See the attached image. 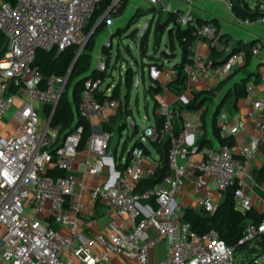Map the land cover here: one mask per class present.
I'll return each instance as SVG.
<instances>
[{
  "label": "built area",
  "instance_id": "built-area-1",
  "mask_svg": "<svg viewBox=\"0 0 264 264\" xmlns=\"http://www.w3.org/2000/svg\"><path fill=\"white\" fill-rule=\"evenodd\" d=\"M99 1L0 0V264H117L119 258V264H264V177L257 181L247 168L257 156L264 164L260 152L264 122H258L259 135L245 146L218 143L198 148L197 115L186 117L179 133L175 130V103L184 105L195 92L211 91L247 57L245 49L223 42L224 30L218 23H198L190 15L199 3L223 2L231 11L232 0H180L189 11L178 14L177 22L192 28L194 38L191 62L184 68L185 91L175 101L167 97L174 73L166 68L157 111L163 123L158 127L154 120L146 125L122 158L110 148L113 131H92L82 146V125H73L69 133L51 125L69 74L44 79L34 65L39 50L83 47L88 40L85 28ZM256 22L264 26V18ZM237 23L254 22L237 19ZM201 40L223 54L220 63L196 50ZM103 47L111 50L113 39ZM259 50L254 45L252 55ZM164 64L169 65L168 60ZM107 67L101 60L96 69ZM259 78L264 82V74ZM103 83L89 78L80 94L78 115L91 124H108L122 110L121 99L112 97L114 87ZM257 114H264V91L253 98L248 116ZM216 127L221 137H228L246 130L247 124L232 121L223 108ZM166 140L171 144L166 172L159 182L143 187L163 168L161 158L145 148ZM200 151L203 155L197 158ZM50 170L61 174L50 175ZM101 176L103 183H89ZM191 182L200 193L192 197V209L198 212L216 214L224 195L236 187L235 208L259 214V221L250 220L245 226L241 252L228 246L216 230L197 232L183 221L186 207L180 196ZM255 187L260 192L254 194ZM99 210L107 213L108 222L104 229L93 230ZM162 245L161 258L154 261V250Z\"/></svg>",
  "mask_w": 264,
  "mask_h": 264
},
{
  "label": "trees",
  "instance_id": "trees-1",
  "mask_svg": "<svg viewBox=\"0 0 264 264\" xmlns=\"http://www.w3.org/2000/svg\"><path fill=\"white\" fill-rule=\"evenodd\" d=\"M6 1L11 2L12 0H6ZM113 1L114 0L99 1L94 15L91 17L88 26L85 28V34L87 36H89L92 33L93 28L99 22V20L106 15L110 7L113 5ZM257 1H258L257 3L258 6L256 8H251L247 0H232L231 11L237 19H248L251 22H256L257 20L264 18V9H259L260 5L264 6V0H257ZM111 12H113V9L110 11V13ZM119 12H122V10H119ZM112 15H110V17H112ZM177 15H178L177 13L170 12L165 22H162L163 21L162 16L161 15L159 16L155 25L154 44L159 45V40L168 30V44L170 49L168 50L167 54L163 53L164 58L166 60L168 59V61L170 59L175 60L177 57L176 50L178 48H180L181 50V60L179 62H176L175 60L173 64L171 65L164 64L161 67L162 72L167 68L174 73V78L170 81L168 88L172 94H174L177 97H180L182 96L186 88L184 68L187 64L191 62V54H192L191 47L194 38L192 36V28L182 27L177 22ZM197 21L198 23L205 22L200 20ZM211 22H216V21L212 20ZM161 23H162L161 29L157 30V27ZM107 26H108V19L104 17L99 23L96 30L88 38V40L86 41L83 47H81V45H72L61 51L39 50L37 52L36 60L34 63L35 67H37V69L41 72L44 79H47L51 75L66 76L69 74V72L73 67V70L69 75L66 90L62 94L60 101L55 109L51 125L53 127L61 126L62 127L61 133L71 132L73 130V125H82L84 128V133L82 136V146L87 142V140L92 134V124L78 115L77 106L81 91L85 87V81L87 79L99 78L102 81H105L106 78L105 71H100L93 68L92 60H93V51L96 45V38L101 32L104 31V29ZM136 32L137 30L134 31V33ZM2 41L3 38L2 35H0V44ZM253 45H254L253 43L239 42L235 46V49L236 50L245 49L247 51L246 59L248 60L252 56L251 49ZM144 47L145 48L147 47V40H145L144 43L140 46V50L144 49ZM2 52L3 51L0 52V56L2 55ZM106 52L110 53V50L108 51L106 50ZM220 56H222V53L216 51L215 49H212L209 59L212 60L214 64L220 63L222 61L219 58ZM107 61H108L107 62V66H108L109 57L107 58ZM83 78L86 79L83 80L82 82L77 83L78 80H81ZM135 81H136L135 71H133L132 68H128L125 74V82L127 86L131 88L132 85L135 83ZM225 83L226 81L223 80L211 91L195 92L194 98L191 101L180 106L181 107L180 111L187 110V111L195 112L201 110L208 102L214 101L215 99L214 96L217 95L218 92L222 90ZM71 86H72V93L70 97L68 89ZM120 86L121 84L119 83L117 86L114 87V90L112 91L113 98H120L121 96ZM148 90L155 97V95L159 90V86L155 82V85H150ZM245 95H246L245 88L242 86V84H238L236 87V98L243 97ZM158 105L159 103L156 100L155 108H157ZM225 105L227 106L231 105L230 106L231 108L234 107V106L232 107L231 103H227V99L223 100L220 104H218L217 109L215 111V115L213 117V131L219 144L233 145L236 143V137L235 136L221 137L216 127L217 115L219 111L224 108ZM45 110L47 113H50L51 108L46 107ZM128 113L129 111L126 105V110H124V114L127 115ZM122 114L123 113L120 109L118 116ZM205 115H206V111H204L202 114L203 121L205 119ZM117 118L118 117H115L110 121V123L105 124L104 127L107 131H112V126L109 124L116 121ZM155 122L158 127L161 126L163 123V118L158 113H156ZM181 124L182 123H179V121L175 117V130L177 133H179V131L181 130ZM137 128H138L137 125H135V131L133 130V132L136 133ZM125 145L126 143L124 144V146ZM211 145H212L211 140L207 139L205 135L197 140L198 148H203ZM152 146L157 148L161 152V160L163 163V168H161L160 171H158L154 177L145 180L142 183L143 187H150L154 183L159 182L162 174H164L167 169L168 151L171 146L170 141L166 140L163 143L155 142L152 144ZM145 150L149 152L147 148H145ZM124 151H125V147L123 148L122 155L124 154ZM49 174L56 175V174H61V172L59 170H50ZM263 177H264V167L258 172V178L260 179ZM235 192H236V187H233L230 190H228V192L224 195V199L222 200L220 208L216 214L207 215L195 211L193 209H185V212L183 214V221L190 223L193 229L197 232H205L211 229L216 230L219 233L220 238L228 246L232 248H236L237 252L239 251L241 252L245 248V246L239 244V242L243 237V232L247 222L250 220L259 221L260 216L255 211L247 214L238 211L234 206V200H233Z\"/></svg>",
  "mask_w": 264,
  "mask_h": 264
},
{
  "label": "crops",
  "instance_id": "crops-1",
  "mask_svg": "<svg viewBox=\"0 0 264 264\" xmlns=\"http://www.w3.org/2000/svg\"><path fill=\"white\" fill-rule=\"evenodd\" d=\"M153 1L155 2V0ZM251 1L254 4H252ZM251 1L249 2L247 0L250 7L253 8L258 3V1L257 0H251ZM158 2L162 5H165V9L171 7L172 9L171 12L173 13H177L181 15L189 11V7L180 0H158ZM210 4L212 3H199L194 5L190 10V15H192L193 17H195L197 20L200 21H205V22L212 20L216 21V23H218L224 30V34H223L224 43L226 42L233 43L235 46L239 42L253 43L254 45L256 44L259 45L260 50L256 55H252L251 58L248 60L246 58L240 59L232 76V80H231L232 89L230 92V96H228L227 93H225L221 99L219 98L216 100L214 99L213 102L212 101L208 102L201 110L195 112H191L187 110L180 111L181 108L180 106L182 104L176 102L175 105L177 106V111L175 117L179 121V123H182V121L186 117L194 118L196 115L197 117L199 116L201 120V125L197 138L200 139L205 135L207 139L211 140L212 145H216L218 144V141L213 131V124H212L213 117L215 115V111L217 109L218 104H220L223 100L227 99V103H231L232 107L234 106L233 108L230 107L231 105L224 106V109H226L230 114V119L235 122L244 121L247 124V129L235 136L236 143L245 146L249 143V141L252 138L257 137L259 135L258 130L256 128L258 122L260 121L264 122V114L261 115L257 114L252 118L248 116L250 108L252 106L253 98L258 97L264 91V82H260V78H259L261 74H264V26L258 22H254L249 26H241L237 23V18L233 15L232 11H230L223 2H216L215 5H210ZM144 6L148 8H152L151 5L148 4V1H145L144 3L134 2L129 5L127 11L134 13L137 9L143 8ZM153 9L157 10L159 9V7L156 8L153 7L152 11ZM155 15L156 14L154 13L153 17ZM109 31H110V38L113 39L115 37L114 35L115 33L112 32L111 29ZM195 48L198 52L203 53L208 57L211 55V49L209 47L208 41L206 40H201L197 42ZM108 57H109L108 54L106 55L105 53L99 51L96 59L98 58L100 60L108 62L107 61ZM219 58L220 60H222L223 54ZM151 71H152V75L154 76L153 78L155 79L154 81H152L151 85H155V82L158 84L159 90L155 95V97L158 96L160 98V94L162 93V86L165 84V79L163 77L162 71L156 72L155 69H151ZM238 84H242V86L245 88L246 95L243 97L236 98V87ZM109 86L110 85H107V88ZM249 87H251L252 90H249ZM167 97L171 101H175L177 99V96H175L172 93L167 94ZM204 111H206V115L203 121L202 114ZM118 114L119 111L113 115L112 119L118 117ZM92 125H93L92 131H94L95 133H100L101 131L106 130L104 127L105 125L99 124L98 122H94L92 123ZM203 127H205V129ZM147 149L149 153L152 154L153 157L161 158V152L157 148L150 145L147 147ZM260 150H261L260 151L261 154H263L264 146H262ZM123 156L124 155L121 154L119 158H122ZM263 167L264 164L262 163L260 156H257V158L253 160L251 164L248 165L247 168L249 171H251L254 174V178L257 181H259L261 178L260 179L258 178V172ZM104 179L105 177L101 176L95 179H90L89 183H93V184L103 183ZM253 191L255 192L254 194L260 192L257 187L253 188ZM199 195L200 193L194 191L193 183L191 182L184 189L182 195L180 196V200L184 204L186 209H192V205H193L192 197L193 196L198 197ZM84 200H88L87 195L84 196ZM261 210L262 209H259L258 211L262 212ZM99 212L101 217L99 218L98 223L92 226L93 230L104 229L108 222L109 217L107 213L101 210H99ZM83 226H85V224ZM84 228L85 227H83V229ZM91 230L89 229L88 232ZM164 248L165 246L162 245L154 250V261L160 260L161 258L160 254ZM120 261H121L120 258L117 259V264H119Z\"/></svg>",
  "mask_w": 264,
  "mask_h": 264
},
{
  "label": "rangeland",
  "instance_id": "rangeland-1",
  "mask_svg": "<svg viewBox=\"0 0 264 264\" xmlns=\"http://www.w3.org/2000/svg\"><path fill=\"white\" fill-rule=\"evenodd\" d=\"M145 1H148V4L151 5L152 8L159 7L157 10L153 9L156 14L154 17L152 8L146 6L137 9L134 13L127 11L131 3H144ZM248 1L250 2L251 0ZM251 3L254 4L252 1ZM113 4V12L106 16L108 19V26L96 38L92 65L94 68L99 65L101 60L98 58L96 59L99 51L106 55L108 54L109 65L105 71L106 78L103 86L106 87L107 84H109L115 87L119 83L121 84L120 99L122 103L121 111L123 114L119 115L116 121L111 123L114 134L110 142V148L113 150L115 156L119 158L123 152V148L125 147L123 154L125 156L134 146L142 129L146 125L153 123L155 120L157 109L159 107L158 105V107L155 108V104L156 100L159 102V97H154L148 90L152 81L155 80L151 69H155L156 72L162 71L161 67L166 60L163 56V51L165 48L170 49L168 44V30L159 40V45L154 44L155 25L159 15L162 16V22H165L169 12L164 11L165 5H162L157 1L154 2L153 0H114ZM210 5H215V2H212ZM119 10H122V12H119ZM110 15H112V17H110ZM148 19H152L153 22L151 33L147 39V47L140 50V47L136 42L137 32L134 33V31L138 30ZM160 25H162V23ZM110 29L115 33V37L113 38V48L110 50V53H108L106 50L108 51L109 49L103 47V44L110 38ZM176 56L175 60L176 62H179L181 60L180 48L176 50ZM128 68H132V70L135 71L136 79L139 78L138 86H136V83H134L131 88L127 86L125 82V74ZM232 76L233 74L225 79L226 83L222 90L214 96L215 100L218 98L221 99L225 93L230 95L232 89ZM68 91L69 96L71 97L72 86L69 87ZM126 105L129 112L131 109V113H128L127 115L124 114ZM131 121H134L137 125V133L133 132V134H131ZM123 124H125L124 127H122ZM203 128L205 129V127ZM7 134L8 132L6 131L3 135L7 136ZM125 143L126 145L124 146ZM202 155L203 151H200L196 157L201 158Z\"/></svg>",
  "mask_w": 264,
  "mask_h": 264
},
{
  "label": "water",
  "instance_id": "water-1",
  "mask_svg": "<svg viewBox=\"0 0 264 264\" xmlns=\"http://www.w3.org/2000/svg\"><path fill=\"white\" fill-rule=\"evenodd\" d=\"M113 7H114V4L110 7V9L108 10V12L106 13V15L104 16V17H106L109 13H110V11L113 9ZM104 17H102L100 20H99V22L95 25V27L93 28V31H92V33L96 30V28L98 27V25H99V23L101 22V20L104 18ZM152 24H153V22H152V19H148V20H146L145 21V23L137 30V34H136V42L138 43V45H139V47L144 43V41L145 40H147L148 39V37H149V35H150V33H151V27H152ZM161 27H162V25H159L158 27H157V30H160L161 29ZM170 29V28H169ZM91 33V34H92ZM91 34L88 36V38L91 36ZM81 50H82V48H81ZM80 50V51H81ZM168 50L169 49H164V51H163V53H168ZM76 60H77V58H76ZM224 61V60H223ZM76 62V61H75ZM175 62V60H173V59H170L169 61H168V64L169 65H171V64H173ZM74 66V65H73ZM72 70H73V67H72V69H71V71L69 72V75L71 74V72H72ZM86 78H83V79H81V80H78L77 81V83H79V82H82L83 80H85ZM138 82H139V78H137L136 79V86H138ZM130 113H131V109H130ZM123 126H124V124H123ZM130 126H131V128L135 131V122L134 121H131V123H130ZM135 133V132H134Z\"/></svg>",
  "mask_w": 264,
  "mask_h": 264
}]
</instances>
